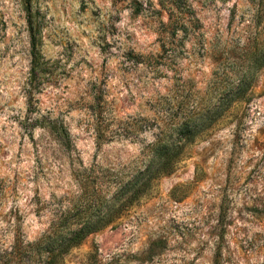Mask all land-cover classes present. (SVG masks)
Instances as JSON below:
<instances>
[{"label": "rangeland", "instance_id": "obj_1", "mask_svg": "<svg viewBox=\"0 0 264 264\" xmlns=\"http://www.w3.org/2000/svg\"><path fill=\"white\" fill-rule=\"evenodd\" d=\"M159 1L0 0V264H37L50 224L66 233L95 221L109 222L58 264H214L217 251L218 264H264V0H179L202 27L155 71L134 55L161 49ZM28 13L46 71L32 105ZM240 78L244 96L112 217V199L148 163L153 119L193 103L200 125ZM119 116L136 136L114 132Z\"/></svg>", "mask_w": 264, "mask_h": 264}, {"label": "trees", "instance_id": "obj_2", "mask_svg": "<svg viewBox=\"0 0 264 264\" xmlns=\"http://www.w3.org/2000/svg\"><path fill=\"white\" fill-rule=\"evenodd\" d=\"M206 1L213 2L218 0ZM159 5L160 10L156 12L161 24V29L159 31L161 49L157 53H137L134 55L139 59L136 60V62H143L150 65L155 71L160 70L162 66H173L174 60L179 57L178 49L181 47L185 37L188 36L189 32L194 33L202 27L200 17L193 14V12L189 13L185 9L184 4H179V0H160ZM234 7H236V5ZM163 11L165 17L162 15ZM26 25L30 35V68L28 71L30 86L25 93V97L32 105L36 102L34 100L35 87L41 88L39 87L38 80L40 76L45 75L46 71L43 67L44 63L39 49V37L37 34L38 23L30 13L27 14ZM180 32L183 33L181 37H179ZM247 40H249V38ZM244 49L245 47L239 48V50ZM212 50H218V47ZM260 62L264 63V54L261 55ZM248 85V81H243L241 78L238 79L236 87H234L218 105L207 112L200 125L195 126L192 120L193 115L198 111V105H194L193 103L179 106V109L185 108V114L181 117L177 115L172 116L171 113H169V117L165 115L166 119L163 124L160 123L159 120L153 119V122H155L152 133L153 137L150 141L143 144L140 150V157L142 160L148 161V163L143 170L134 172L131 180L127 182L124 187L119 189V195H116V197L112 199V205L107 208V211L112 213V217L117 216L127 205L137 201L146 194L152 188L153 180L161 173L170 171L175 163L179 161L185 146L194 140L199 130L215 121L219 115H221L225 107L240 100L244 96V91L247 89ZM92 110L96 116L102 115L100 109L96 111L95 109ZM34 125L42 126V122H37ZM34 125L32 124V126ZM144 126L146 127V125ZM168 129H170V131H168ZM138 130L137 122L131 118L125 116H119L117 118L114 129L116 134L122 135L123 137H134L138 134ZM173 135L175 137H172ZM102 136L103 133L99 131L96 125L95 139L97 142L103 138ZM127 190L126 197L121 198L120 194H123ZM115 200H117L116 205H114ZM108 222L109 221L84 222L75 230L66 233L61 232L69 226L66 223L50 224L48 232L43 235V238H41L36 245L41 246L42 243L51 242V247H48L46 255L43 259H39L37 264H58L59 259L70 247L79 244L88 233L105 226ZM213 261L214 264H218V251L215 252Z\"/></svg>", "mask_w": 264, "mask_h": 264}]
</instances>
